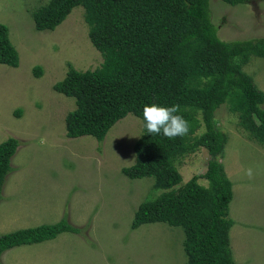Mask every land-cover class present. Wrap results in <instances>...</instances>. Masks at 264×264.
I'll return each instance as SVG.
<instances>
[{
  "label": "rangeland",
  "instance_id": "1",
  "mask_svg": "<svg viewBox=\"0 0 264 264\" xmlns=\"http://www.w3.org/2000/svg\"><path fill=\"white\" fill-rule=\"evenodd\" d=\"M48 1L0 0V23L8 27L19 55L17 68L0 65V80H9L13 94L3 97L9 98L4 108H11L3 114L14 111L13 117L3 116L0 103V129L11 123L10 130L0 132L3 139H20L0 195V235L64 220L81 230L86 227L89 242L87 247L78 236L63 233L3 255L15 258L11 264H185L181 228L154 223L131 229L138 206L163 193L153 188L152 178L131 180L121 172L135 162L133 147L142 133L141 120L127 115L101 142L65 136L64 119L75 109V101L54 91L53 85L65 77L69 65L81 72L95 70L103 58L89 40L80 6L55 30L34 29L32 13ZM209 9L221 41L264 38L263 0L235 7L210 0ZM235 62L264 92V59ZM37 66L42 69L39 78L33 75ZM238 116L227 103L215 112L217 128L228 136L221 162L233 191L230 248L237 264H264V146L239 125ZM203 132L200 123L188 138ZM208 160L204 149L178 157L175 167L182 184L202 175Z\"/></svg>",
  "mask_w": 264,
  "mask_h": 264
},
{
  "label": "trees",
  "instance_id": "2",
  "mask_svg": "<svg viewBox=\"0 0 264 264\" xmlns=\"http://www.w3.org/2000/svg\"><path fill=\"white\" fill-rule=\"evenodd\" d=\"M220 1L235 7L254 0ZM209 2L49 0L32 18L36 31H53L74 8L82 7L89 40L103 58L95 70L81 72L69 65L65 77L53 85L54 91L75 101V109L64 120L67 138L89 136L101 142L129 114L142 122L133 147L135 162L121 172L131 180L152 178L153 188L163 193L138 206L131 229L154 223L179 227L184 233L185 264H237L229 236L234 225L229 215L232 184L221 162L228 136L217 128L215 112L229 104L230 112L239 115V125L264 146V92L235 62L264 59V38L221 41L211 22ZM0 65H19L9 29L1 23ZM33 75L41 77V67H34ZM153 103L179 104L189 133L175 139L149 134L143 109ZM200 123L204 132L189 139ZM18 146L15 138L0 144V195ZM200 149L209 156L205 172L182 184L175 160ZM64 232L78 234L79 229L61 220L0 235V255Z\"/></svg>",
  "mask_w": 264,
  "mask_h": 264
},
{
  "label": "clouds",
  "instance_id": "3",
  "mask_svg": "<svg viewBox=\"0 0 264 264\" xmlns=\"http://www.w3.org/2000/svg\"><path fill=\"white\" fill-rule=\"evenodd\" d=\"M145 128L149 134L163 135L168 139L184 137L189 133V122L181 114L179 104L163 106L156 103L146 105L143 109ZM247 175L251 177V169Z\"/></svg>",
  "mask_w": 264,
  "mask_h": 264
},
{
  "label": "crops",
  "instance_id": "4",
  "mask_svg": "<svg viewBox=\"0 0 264 264\" xmlns=\"http://www.w3.org/2000/svg\"><path fill=\"white\" fill-rule=\"evenodd\" d=\"M2 67H6V65H2ZM8 67V66H7ZM10 68H12V67H10ZM7 82H8V85L9 86H11V84H10V82H9V80H0V103L2 102V104H1V106H2V111H1V113H2V115L3 116H5V117H9L10 118V115H11V117H13V114H12V112L14 113V111H11V114H3V111L4 112H7V111H10L11 110V108H8V107H6V108H4V101L5 100H8L9 98H3V97H9V96H12L13 94L8 90L9 89V87H8V85H7ZM57 83V82H56ZM11 88V87H10ZM8 94H9V96H8ZM12 94V95H11ZM13 120V119H12ZM65 120V119H64ZM11 122V121H10ZM10 126H11V123H10ZM9 125H3V127L0 129L1 131L2 130H10L11 129V127H10ZM66 132V131H65ZM66 134V133H65ZM66 136V135H65ZM0 137L2 138V134H1V132H0ZM9 137L10 138H15L17 141H18V143H19V145H20V139L18 138V137H16V136H14V135H12V136H10L9 135ZM8 136H7V138H9ZM6 138V139H7ZM3 139V138H2ZM6 139H3V142L4 141H6ZM69 139V138H68ZM3 142H1V143H3ZM61 221V220H60ZM58 223V222H57ZM54 224H56V223H54ZM69 224V223H68ZM43 225H51V224H43ZM70 225V224H69ZM1 226H3L2 224H0V227ZM72 226V225H71ZM72 227H74V226H72ZM75 228H77V229H79V233L78 234H74V233H70V232H64V233H70L71 235H76V236H78L79 238H80V240L82 241V243L84 244V245H86L87 247H88V239L85 237V235H84V231L85 230H87L86 229V227H83L85 230H81L80 228H78V227H75ZM25 229V228H24ZM27 229V228H26ZM61 234H63V233H61ZM61 234H59V235H61ZM2 235V234H1ZM58 235V236H59ZM57 236V237H58ZM56 237V238H57ZM55 238V239H56ZM54 240V239H53ZM50 241V240H49ZM88 241V242H87ZM44 242H46V241H44ZM41 243H43V242H41ZM40 244V243H39ZM32 245H36V244H32ZM24 246H31V245H24ZM20 247H23V246H20ZM15 248H18V247H15ZM13 249V248H12ZM9 251V250H8ZM7 252V251H6ZM6 252H3L1 255H0V262H1V264H11L10 262H9V260L11 259V260H15V258H13V257H11V256H9L8 254H5V255H3L4 253H6ZM17 260V262H19V260L18 259H16Z\"/></svg>",
  "mask_w": 264,
  "mask_h": 264
}]
</instances>
